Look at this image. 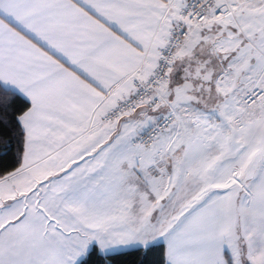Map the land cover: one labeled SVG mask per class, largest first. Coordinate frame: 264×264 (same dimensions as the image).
I'll return each mask as SVG.
<instances>
[{
  "label": "snow or ice",
  "instance_id": "snow-or-ice-1",
  "mask_svg": "<svg viewBox=\"0 0 264 264\" xmlns=\"http://www.w3.org/2000/svg\"><path fill=\"white\" fill-rule=\"evenodd\" d=\"M0 264H264V0H0Z\"/></svg>",
  "mask_w": 264,
  "mask_h": 264
}]
</instances>
